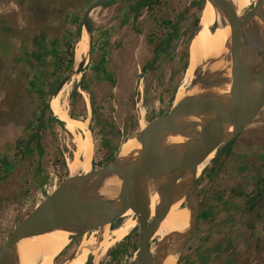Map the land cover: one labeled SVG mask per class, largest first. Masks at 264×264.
Returning <instances> with one entry per match:
<instances>
[{
	"label": "rangeland",
	"instance_id": "1",
	"mask_svg": "<svg viewBox=\"0 0 264 264\" xmlns=\"http://www.w3.org/2000/svg\"><path fill=\"white\" fill-rule=\"evenodd\" d=\"M94 1L0 0V247L12 229L73 174L67 167L75 148L72 132L91 138L90 169L97 168L136 136L142 122L146 124L166 113L181 91L196 40L194 32L204 17L201 9L205 1L197 6L192 4L195 0H160L151 10L144 8L136 20L127 14L129 0L93 9L89 15L94 28L93 55L88 57L84 52L85 66L75 77V61L72 71L65 69V42L73 36L84 10ZM243 1L245 11L251 3ZM179 14H184V19L173 39L162 43L170 26L165 20L176 21ZM195 17L199 20L197 25L191 23ZM201 29L199 36L204 34ZM206 41L210 42V38ZM160 42L153 67L141 69ZM77 51L82 57L80 42L74 47L75 55ZM58 54L64 56L61 61ZM187 54L189 62L183 72ZM228 64L225 55L205 60L196 69L194 79L200 82L225 78ZM83 73L88 91L78 88L80 95L71 99L70 92ZM67 76L70 79L61 102L68 115L78 117L69 115L79 127L69 121L65 127L66 116L44 106L54 96L53 86ZM186 88L188 91L190 84ZM92 106L96 108L95 114ZM43 108L45 127L40 130L39 139L43 154L39 155L34 142L29 143L27 150L22 148L36 131ZM50 114L61 120L63 126ZM215 155L195 180L199 211L175 264H264V199L255 195L258 190L264 194V107L234 138L229 154H221L214 162ZM115 188H110L111 195ZM189 218L187 209L186 228ZM126 220L133 223L128 237L124 235L102 255L100 251L89 254L90 264H131L139 246V227L134 216L121 217L114 221V228L108 225L107 229L114 232ZM160 230L150 241L152 252L153 245L163 237ZM92 232L97 241L102 240L100 230ZM89 233L71 239L52 264L71 261ZM117 245L120 246L116 255L110 253Z\"/></svg>",
	"mask_w": 264,
	"mask_h": 264
},
{
	"label": "water",
	"instance_id": "2",
	"mask_svg": "<svg viewBox=\"0 0 264 264\" xmlns=\"http://www.w3.org/2000/svg\"><path fill=\"white\" fill-rule=\"evenodd\" d=\"M115 1L96 0L82 14L81 33L85 30L89 36L88 57L92 50L89 15L93 9ZM204 1L216 10L220 26L230 28L225 54L229 62L227 76L198 82L194 71L190 89L195 92L140 128L134 137L140 143L138 150L127 156L118 153L87 172L69 174L12 229L0 247V264H18L16 244L23 238L63 230L69 232L71 240L106 229L128 210L140 228L139 247L131 264H161L168 255L179 258L199 211L195 187L200 175L198 166L246 129L264 107V0H255L239 15L230 0ZM200 28L198 23L194 34ZM85 63L83 56L74 68L75 74H81ZM69 79L70 76L65 77L53 94L57 95ZM44 114L45 108L36 125L37 141ZM169 136L184 140L169 142ZM108 179L116 186L112 195L111 189L104 190ZM151 194L157 195L153 216ZM181 199L182 208L189 210L188 228L159 238L152 252L150 241L154 233L168 209Z\"/></svg>",
	"mask_w": 264,
	"mask_h": 264
},
{
	"label": "bare ground",
	"instance_id": "3",
	"mask_svg": "<svg viewBox=\"0 0 264 264\" xmlns=\"http://www.w3.org/2000/svg\"><path fill=\"white\" fill-rule=\"evenodd\" d=\"M246 1H248L247 3L250 2L252 4L255 0H246ZM230 2H232L234 7L236 8L237 13L243 10L242 8L244 2L243 0H230ZM203 16L204 17L203 20H201L200 25L202 28L201 30L204 32V34L199 36V31H198L194 35L193 40L194 39L196 40L191 48L192 51L191 60L184 77V83L181 86L180 89L181 91H179L177 95L174 97L173 103L178 102L185 95L195 92L192 90H196V89L191 88L187 91L186 87L190 84L194 71H196V69L202 62L210 58H217V59L223 58L224 55L228 52L226 48V44L229 41V34H230L229 26H225V27L220 26L221 24H219L218 22L219 15L217 14L216 10L212 7V5L209 2L206 3ZM206 21H207V26L209 28L213 25L217 26V32L221 33L220 37L217 36L216 33H213L211 29L209 30L207 28L205 24ZM206 38H210V43L209 42L206 43L207 42ZM78 42H80L81 45L82 57L80 54L81 52L77 51L75 55V64H77L80 60H83V56L86 57L84 52L85 53L88 52L89 36L85 30L82 31L81 39H79ZM207 54L209 56L206 59ZM73 76L77 77L78 74L74 73ZM67 86L68 84H65L62 87V89L57 93V95H54L52 97L51 107L57 114H62V115L64 114L66 116L65 119L67 120H63L65 127L69 126V122L72 125L79 127L81 125L69 119V115L66 112L64 105L61 102L62 94L66 90ZM192 119L195 120V118ZM144 126L145 123L142 122L141 128H143ZM84 127L85 126L82 125V128ZM85 132H86L85 133L86 136L90 138L89 133L87 131ZM71 134L73 136L72 141L73 144L75 145V148L72 159L68 160V169L73 174L74 173L77 174L78 172H87L90 170V161L92 158L93 144L92 141L90 142L91 138L89 140L76 132H72ZM167 140L169 142H182L184 138L181 136H169ZM139 148H140V143L135 138H131L121 146L119 155L127 156L131 152H133L134 150H138ZM212 156L213 153L208 155V157L198 166L197 174H201V171L209 163ZM113 186H114V181L110 179L106 180L104 184L105 192H108L109 189ZM156 202H157V195L151 194L150 195L151 216H153L154 214V207ZM183 202L184 201L182 199L179 200L178 202L174 203L166 212L164 219L161 221L158 227V229L161 228L160 232L162 231L163 236L171 232H180V231L182 232L186 229L187 208H182ZM128 216H133V212L131 210L126 211L122 216V218H126ZM132 228H133V223L131 221L126 220V222L123 223L114 232H112V229H107L108 231L107 235H103V231H101L103 238L100 241L96 240L95 238L96 236L94 237L93 235L94 232L89 233L88 235H90V240L85 241L83 238L78 247L79 250L77 254L74 256V258H72L71 261H67L66 263L85 264L89 254H92L94 252L98 253L100 251L99 253L102 255L107 250V248L111 246L114 242L119 241L121 238H123L124 235L129 234ZM109 234L112 236L111 240H109L111 238V236H108ZM156 234L154 233L153 236H155ZM68 235L69 232L67 231L56 230L54 232L21 239L16 244L18 264H52L54 261V257H57L68 245L70 241L68 239ZM175 262H176V257L173 255H168L166 258H164L161 261V264H175Z\"/></svg>",
	"mask_w": 264,
	"mask_h": 264
},
{
	"label": "trees",
	"instance_id": "4",
	"mask_svg": "<svg viewBox=\"0 0 264 264\" xmlns=\"http://www.w3.org/2000/svg\"><path fill=\"white\" fill-rule=\"evenodd\" d=\"M117 1H123V0H117ZM117 1H115V2H117ZM130 1V3L129 4H127V7H126V9H127V14H129V15H132V18L134 19V20H136L137 19V17L139 16V15H141V13H142V10L144 9V8H146V9H150L151 10V8L155 5V4H157L158 2H160V0H129ZM202 1L203 0H199V1H193L192 2V4H194V5H197V6H201V4H202ZM115 2H112V3H110V4H114ZM110 4H107V5H105V6H108V5H110ZM184 15V14H183ZM183 15L182 14H179L178 16H177V19H176V21H173V22H170L169 20H165V22L166 23H169L170 24V26H169V33L165 36V39L164 40H162V43L163 42H168V41H170L171 39H173V36L175 35V33H176V31H177V26H178V24L180 23V21H182L184 18H183ZM198 18H193V20H192V22L191 23H193V25H197V23H198ZM123 22V21H122ZM122 24V23H121ZM123 25V24H122ZM88 26H89V31H90V33H91V37H92V39H93V30H94V28H93V25H92V22L90 21V19H88ZM121 26V25H120ZM81 30H82V24H81V20H79L78 21V23L76 24V26H75V30H74V32H73V36H71V38H69V39H67V42H65L66 43V45H67V50H68V53H67V59H65L64 58V56H60L59 57V54H58V59H59V61H61L62 59L61 58H64V62H65V69H67V70H69V71H72V69H73V65H74V47H75V45H76V43H78V40L79 39H81V35H82V33H81ZM173 33V34H172ZM171 34V35H170ZM160 44H161V42L154 48L155 49V55L153 56V58H152V60H151V62H148L147 63V66H150V67H153V65H154V63L156 62V60H157V54H158V51H159V46H160ZM92 46H93V43H92ZM92 51V50H91ZM186 57H187V59L183 62V72H185V70H186V67H187V65H188V62H189V60H188V54L186 55ZM145 68V67H144ZM184 75V74H183ZM86 79V77H85V74L83 73L82 74V76H81V78H80V80H79V83H76L75 85H74V87H73V89H72V91L70 92V98L71 99H73L75 96H79L80 94H79V92H78V88L80 89V90H83V91H88V86H87V81L85 80ZM86 81V82H85ZM54 87V89L56 88V85L55 86H53ZM172 102H173V99H172V101L170 102V105L172 104ZM92 103V105H93V102H91ZM50 103L48 104V103H45V107H46V109H48V111L50 110L51 111V108H50ZM92 112H93V114H95L96 113V108H95V106H92ZM51 115V114H50ZM69 115L70 116H72V117H75V118H78V117H76V116H74L72 113H69ZM50 118L51 119H53V120H56V122H58L59 124H61L62 126H63V122L61 121V120H59V119H57L56 118V116H54V115H51L50 116ZM44 127H45V125H44V123L42 124V127H41V130H43L44 129ZM89 130H90V132H92V129L91 128H89ZM235 138V137H234ZM234 138L231 140V141H229L219 152H217L216 153V157L215 158H213V160L212 161H216V159L221 155V154H229V151H230V147H231V145H232V143H233V140H234ZM31 142H34L35 143V149H36V152L39 154V155H42L43 154V147H42V145H41V143L39 142V141H37V139H36V131L34 130L30 135H29V137L27 138V140H26V142L24 143V146H23V148H22V150H27L28 148V145H29V143H31ZM115 157V155H110L109 156V158L107 157L106 158V160L105 161H110V160H112L113 158ZM92 164H96V162H93L92 161ZM104 164V163H103ZM101 165H102V163H101ZM68 167V166H67ZM1 178V177H0ZM255 195H257V197H260L261 199H264V194H263V192H261V191H257L256 192V194ZM115 224H114V222L111 224V226L113 227ZM115 227V226H114ZM113 227V228H114ZM126 237H128V235H126L124 238H126ZM119 246L120 245H117V247H116V249H112L111 251H110V253H112V254H114V255H116V252L119 250ZM263 253H264V250H263ZM263 255V254H262ZM91 259H92V257L90 256L88 259H87V261L85 262V264H90L91 263Z\"/></svg>",
	"mask_w": 264,
	"mask_h": 264
},
{
	"label": "flooded vegetation",
	"instance_id": "5",
	"mask_svg": "<svg viewBox=\"0 0 264 264\" xmlns=\"http://www.w3.org/2000/svg\"><path fill=\"white\" fill-rule=\"evenodd\" d=\"M206 1L204 2V5L202 6V11L205 9V7H206ZM238 7V6H237ZM242 7V6H241ZM239 8H240V5H239ZM211 31L213 32V33H216L217 34V36H219L220 37V35H221V33H218L217 32V26H215V25H213V26H211ZM210 43V42H209ZM208 56L209 55H207V57H206V59L208 58ZM50 108H51V102H50ZM51 110H52V108H51ZM139 227V226H138ZM139 230V241H140V228H138ZM107 233H108V231H107V227H106V229H104L103 230V235H107ZM110 235V234H109ZM84 240L85 241H88V240H90V235L88 236V237H84ZM139 247V246H138ZM151 248V247H150Z\"/></svg>",
	"mask_w": 264,
	"mask_h": 264
},
{
	"label": "crops",
	"instance_id": "6",
	"mask_svg": "<svg viewBox=\"0 0 264 264\" xmlns=\"http://www.w3.org/2000/svg\"><path fill=\"white\" fill-rule=\"evenodd\" d=\"M74 55H75V53H74ZM91 55H93L92 53H91ZM155 55V53L153 54V56ZM153 56H152V58H153ZM152 58H151V60H152ZM151 60H149L148 62H151ZM148 62H146L142 67H141V69H143V70H145V68L147 67V63ZM145 67V68H144ZM124 239V238H123Z\"/></svg>",
	"mask_w": 264,
	"mask_h": 264
},
{
	"label": "clouds",
	"instance_id": "7",
	"mask_svg": "<svg viewBox=\"0 0 264 264\" xmlns=\"http://www.w3.org/2000/svg\"><path fill=\"white\" fill-rule=\"evenodd\" d=\"M50 106V105H49ZM55 116V115H54ZM44 120V119H43ZM42 127V126H41ZM128 235V234H127Z\"/></svg>",
	"mask_w": 264,
	"mask_h": 264
}]
</instances>
